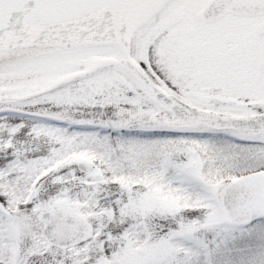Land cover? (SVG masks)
<instances>
[{"label": "snow or ice", "instance_id": "snow-or-ice-1", "mask_svg": "<svg viewBox=\"0 0 264 264\" xmlns=\"http://www.w3.org/2000/svg\"><path fill=\"white\" fill-rule=\"evenodd\" d=\"M0 264H264V0H0Z\"/></svg>", "mask_w": 264, "mask_h": 264}]
</instances>
